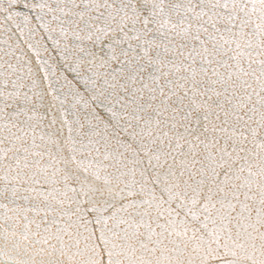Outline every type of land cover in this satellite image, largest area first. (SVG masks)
Masks as SVG:
<instances>
[{
  "label": "snow or ice",
  "instance_id": "6c2138e0",
  "mask_svg": "<svg viewBox=\"0 0 264 264\" xmlns=\"http://www.w3.org/2000/svg\"><path fill=\"white\" fill-rule=\"evenodd\" d=\"M0 264H264V0H0Z\"/></svg>",
  "mask_w": 264,
  "mask_h": 264
}]
</instances>
